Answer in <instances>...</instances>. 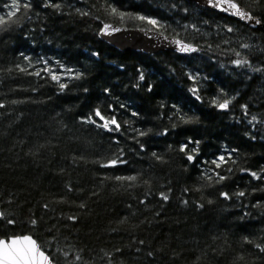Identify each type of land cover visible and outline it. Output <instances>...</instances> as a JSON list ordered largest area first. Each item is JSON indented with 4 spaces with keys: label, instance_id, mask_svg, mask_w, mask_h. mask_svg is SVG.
I'll return each mask as SVG.
<instances>
[{
    "label": "trees",
    "instance_id": "1",
    "mask_svg": "<svg viewBox=\"0 0 264 264\" xmlns=\"http://www.w3.org/2000/svg\"><path fill=\"white\" fill-rule=\"evenodd\" d=\"M231 1L260 27L187 0H0V239L53 264H264V0ZM103 24L198 51L119 52Z\"/></svg>",
    "mask_w": 264,
    "mask_h": 264
},
{
    "label": "water",
    "instance_id": "2",
    "mask_svg": "<svg viewBox=\"0 0 264 264\" xmlns=\"http://www.w3.org/2000/svg\"><path fill=\"white\" fill-rule=\"evenodd\" d=\"M187 1L193 2L199 7L210 9L219 14L225 15L240 23L249 25L254 29L260 27V23H257V20L254 17H252L250 13H248L246 10L240 7L237 3L236 4L238 8L242 12L246 13L249 17H251V19H242L238 15H233L234 10L228 6V2H220V0H187ZM97 36L100 41L109 45L110 47H112L113 49L119 52H136L145 55H154L160 52L170 51L177 55L185 56V55H192L198 51V48L195 47L194 45L186 43L179 38L169 37L151 29L126 28L113 24H103ZM182 45H187L191 48H195L196 51L194 52L181 51L180 48ZM25 237H29L31 240L35 241L32 237L28 235L11 237L8 239H0V240H4L10 243L12 240L23 241ZM39 253H43L44 256L49 258V256L43 250H41V248L37 244V255H36L35 264H43V262L39 258ZM48 264H53L50 258L48 260Z\"/></svg>",
    "mask_w": 264,
    "mask_h": 264
},
{
    "label": "snow or ice",
    "instance_id": "3",
    "mask_svg": "<svg viewBox=\"0 0 264 264\" xmlns=\"http://www.w3.org/2000/svg\"><path fill=\"white\" fill-rule=\"evenodd\" d=\"M220 2H228V6L234 10L233 15H238L242 19H251L246 13L242 12L236 3L231 2V0H220ZM15 11H10L8 13L9 17L15 16ZM143 19V17H141ZM148 23L152 24L153 26H156L157 22L155 20H148ZM4 23V19L0 17V24ZM259 23V21H257ZM231 31V29H229ZM181 51L184 52H194L196 51L195 48H191L187 45H182L180 48ZM239 55V53H237ZM236 65L239 66L242 63H247V61H241L237 60L235 61ZM143 78V77H141ZM53 79H57V77L53 76ZM61 87L63 88L64 85L61 84ZM229 101H225L224 103L219 104L220 109H227L228 108ZM97 116H100V113H96ZM100 118L103 120L104 117L100 116ZM109 124H116L115 119H112L111 121H105L103 125H99L105 128H108ZM118 127V125H117ZM189 160H192V156L188 157ZM223 159V158H221ZM115 163V161H113ZM255 175V174H253ZM117 179H122L118 177ZM127 179H135L134 177H127ZM223 179V177H221ZM226 195V194H225ZM243 195V193H241ZM165 199L167 197H164ZM9 223H12V221H9ZM35 224V221L32 222ZM23 245V246H20ZM37 255V244L35 241L31 240L29 237H25L23 241L21 240H12L10 243L6 242L4 240H0V264H35ZM39 258L43 262V264H48L49 258L44 256L43 253H39ZM79 259V257H77Z\"/></svg>",
    "mask_w": 264,
    "mask_h": 264
}]
</instances>
